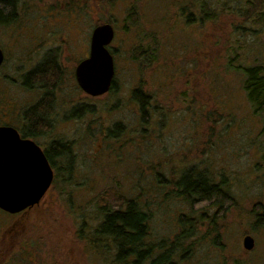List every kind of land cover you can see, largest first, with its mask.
Returning a JSON list of instances; mask_svg holds the SVG:
<instances>
[{
	"label": "rangeland",
	"instance_id": "rangeland-1",
	"mask_svg": "<svg viewBox=\"0 0 264 264\" xmlns=\"http://www.w3.org/2000/svg\"><path fill=\"white\" fill-rule=\"evenodd\" d=\"M186 1L198 20L187 22L183 0H19L16 21L0 26V124L23 126L24 109L44 98L26 76L53 57L62 79L52 88L51 125L35 140L45 147L60 140L72 155L71 175L60 174L68 157L56 161L38 204L15 215L0 209V264H18V256L27 264H111L106 241L99 254L78 237L82 219V238L98 225L95 202L107 187L138 196L151 215L149 241L168 246L179 215L200 213L175 197L171 181L187 167L221 183L230 205L218 215V203L206 208L211 224L195 225L173 264H264V226L254 225L264 210V130L238 67L264 64V24L242 17L238 0ZM107 22L114 90L93 97L74 69L88 56L93 27ZM141 43L143 62L133 56ZM137 87L148 96L144 114L131 96ZM80 105L91 112H77ZM116 123L121 130L109 136Z\"/></svg>",
	"mask_w": 264,
	"mask_h": 264
},
{
	"label": "trees",
	"instance_id": "trees-1",
	"mask_svg": "<svg viewBox=\"0 0 264 264\" xmlns=\"http://www.w3.org/2000/svg\"><path fill=\"white\" fill-rule=\"evenodd\" d=\"M18 3L19 0H0V26L9 25L16 21ZM186 3L187 1L183 0L181 13L184 14L187 22H192L195 19L198 20L191 10L192 14L187 12L188 6H185ZM191 4L195 6L194 2ZM234 8L245 19L264 24V0H238ZM234 8L230 7L229 10H235ZM201 9L207 15L205 7L201 6ZM208 14V16H212L209 12ZM217 14L216 12L214 16L216 17ZM142 44L134 47L135 55L133 56L136 61L143 62L147 60V51L143 49L144 46ZM110 52L112 55L115 54L111 50ZM238 67L242 72L241 87L244 95L252 113L261 118L262 130H264V64H241ZM62 72V66L56 59L50 57L48 60L45 59L43 62H40L39 65L27 74L26 84L29 83L30 86L31 83L43 89L44 98H41V100L31 107L24 109L22 116L24 123L22 127L11 126L17 128L25 136H37L43 126L51 125L52 88L58 80L61 81ZM113 84L114 80L107 92L114 90ZM131 96L140 104V110L144 114V105L148 99L147 94L140 87H137L133 89ZM78 108L79 111L77 112L79 113L84 111L91 112V108H86L84 105H80ZM115 128L118 130L111 131L109 136L113 135L117 137V132L122 127L119 123H116ZM70 151L69 146L63 143L60 144V140L52 141L44 150L48 161L55 171L58 168V164H60L56 161H59L63 157H68L66 170L60 172L62 177H69L71 175L72 155ZM171 182L176 188L174 190L175 197L182 199L190 207L199 209L200 213L196 218L188 214L179 215L177 219V232L168 246L164 247L163 241L155 243L149 241L151 215L146 206L140 204L138 196L126 198L122 194H119L117 190H114V188L109 187L98 195L95 202L97 205L95 208L101 217L98 225L91 228L89 238H82V233L80 234V232L85 223L82 219L78 237L87 240L91 248L99 254L103 253L100 243L106 241L105 248H111L114 252L111 264H140L143 260H149L148 264H173L172 259L176 255V250H179L181 245L195 234L193 233L195 225L206 222L209 227V223L211 224V221L207 217L206 208L209 205L216 206V203H218L217 207L220 208L213 214H221V211L230 205V194L227 189L222 188L221 183L215 182L205 171H196L192 167L185 168L184 171L180 172V176ZM254 225L264 226V210L256 213ZM109 250L107 249V252ZM15 261L18 264H27L24 257L18 256Z\"/></svg>",
	"mask_w": 264,
	"mask_h": 264
},
{
	"label": "water",
	"instance_id": "water-1",
	"mask_svg": "<svg viewBox=\"0 0 264 264\" xmlns=\"http://www.w3.org/2000/svg\"><path fill=\"white\" fill-rule=\"evenodd\" d=\"M114 37L111 24L95 26L90 34L89 54L75 67L78 86L91 96L109 90L114 76L113 56L107 46ZM3 53L0 49V65ZM53 180L51 165L43 150L23 139L11 126H0V209L16 214L40 202ZM242 245L251 250L254 239L244 236Z\"/></svg>",
	"mask_w": 264,
	"mask_h": 264
},
{
	"label": "flooded vegetation",
	"instance_id": "flooded-vegetation-1",
	"mask_svg": "<svg viewBox=\"0 0 264 264\" xmlns=\"http://www.w3.org/2000/svg\"><path fill=\"white\" fill-rule=\"evenodd\" d=\"M7 125V124H5ZM17 129V128H16ZM17 131L19 132L21 138H24V139H30L32 140L33 142H35L43 151L45 150V146L44 144H42L41 142H38L35 140V136H25L23 133H21L18 129ZM23 212V211H22Z\"/></svg>",
	"mask_w": 264,
	"mask_h": 264
},
{
	"label": "bare ground",
	"instance_id": "bare-ground-1",
	"mask_svg": "<svg viewBox=\"0 0 264 264\" xmlns=\"http://www.w3.org/2000/svg\"><path fill=\"white\" fill-rule=\"evenodd\" d=\"M14 129H16L15 127H13ZM16 131H17V129H16ZM18 132V131H17ZM18 134H19V132H18ZM19 136H20V134H19ZM21 137V136H20ZM24 139V138H23ZM30 140V139H29ZM35 143V142H34Z\"/></svg>",
	"mask_w": 264,
	"mask_h": 264
}]
</instances>
